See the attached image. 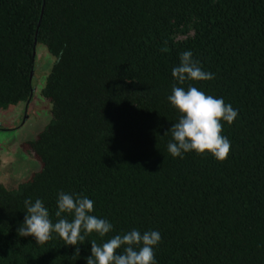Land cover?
Here are the masks:
<instances>
[{
	"label": "trees",
	"instance_id": "1",
	"mask_svg": "<svg viewBox=\"0 0 264 264\" xmlns=\"http://www.w3.org/2000/svg\"><path fill=\"white\" fill-rule=\"evenodd\" d=\"M40 50L54 59L43 81ZM189 50L214 79L174 80ZM174 83L237 110L222 122L224 161L168 152ZM38 95L51 108L28 143L40 168L0 183V264H86L93 239L132 229L160 233L157 264H264V0H0V113ZM60 192L114 226L77 257L56 233L43 245L17 235L24 200L55 223Z\"/></svg>",
	"mask_w": 264,
	"mask_h": 264
},
{
	"label": "clouds",
	"instance_id": "2",
	"mask_svg": "<svg viewBox=\"0 0 264 264\" xmlns=\"http://www.w3.org/2000/svg\"><path fill=\"white\" fill-rule=\"evenodd\" d=\"M179 60V64L172 69V76L180 85L188 80L202 82L214 79V74L204 71L190 50L182 52ZM168 101L179 114L177 122L164 134L171 136L167 145L170 155L182 158L185 153L195 152L224 161L230 153L231 144L222 134V122L231 125L238 115L237 110L222 98L207 95L195 86L185 90L176 83ZM56 203L57 222L53 223L42 200L33 202L25 199L26 214L23 224L17 228V235L33 237L36 245H43L52 239V233H56L66 246L75 247L72 257H77L80 253L77 245L86 237L95 233L104 238L113 231L114 226L107 219L92 214L94 202L87 196L60 192ZM63 214L73 218L69 220ZM160 242L158 231L141 233L137 229L112 236L102 244L93 239L86 264H157L154 247Z\"/></svg>",
	"mask_w": 264,
	"mask_h": 264
},
{
	"label": "rangeland",
	"instance_id": "3",
	"mask_svg": "<svg viewBox=\"0 0 264 264\" xmlns=\"http://www.w3.org/2000/svg\"><path fill=\"white\" fill-rule=\"evenodd\" d=\"M41 69L39 79L43 81L53 66L54 59L40 50ZM51 65V66H50ZM37 80L34 85L37 86ZM24 119V105L10 113H0V183L8 188L17 187L39 170L40 164L28 143L43 131L51 118L50 105L36 96ZM31 151H30V150Z\"/></svg>",
	"mask_w": 264,
	"mask_h": 264
},
{
	"label": "flooded vegetation",
	"instance_id": "4",
	"mask_svg": "<svg viewBox=\"0 0 264 264\" xmlns=\"http://www.w3.org/2000/svg\"><path fill=\"white\" fill-rule=\"evenodd\" d=\"M24 110H25L24 118H25V120H26V118L28 117L27 112L29 111V105H28V106H25V107H24ZM1 126H2V123H0V128H2Z\"/></svg>",
	"mask_w": 264,
	"mask_h": 264
},
{
	"label": "water",
	"instance_id": "5",
	"mask_svg": "<svg viewBox=\"0 0 264 264\" xmlns=\"http://www.w3.org/2000/svg\"><path fill=\"white\" fill-rule=\"evenodd\" d=\"M36 45V44H35Z\"/></svg>",
	"mask_w": 264,
	"mask_h": 264
}]
</instances>
